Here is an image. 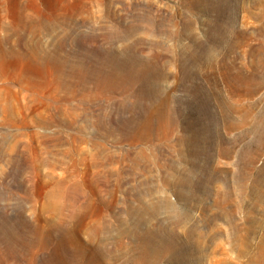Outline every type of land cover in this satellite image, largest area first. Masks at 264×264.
Instances as JSON below:
<instances>
[{
  "label": "rangeland",
  "instance_id": "1",
  "mask_svg": "<svg viewBox=\"0 0 264 264\" xmlns=\"http://www.w3.org/2000/svg\"><path fill=\"white\" fill-rule=\"evenodd\" d=\"M49 23L0 57V264H264V0H0Z\"/></svg>",
  "mask_w": 264,
  "mask_h": 264
},
{
  "label": "bare ground",
  "instance_id": "2",
  "mask_svg": "<svg viewBox=\"0 0 264 264\" xmlns=\"http://www.w3.org/2000/svg\"><path fill=\"white\" fill-rule=\"evenodd\" d=\"M15 2V1H14ZM41 2V1H40ZM44 4L46 6H49L51 7L53 5V0H43ZM60 3V2H59ZM42 4V3H41ZM23 6V4L21 2H17L16 3V6L15 7H18L19 9H21ZM82 6V5H81ZM80 10V8H78ZM78 9L74 10V11H71L69 13L66 14V17L64 19L66 20H73L75 17H77V13H78ZM52 10V9H51ZM82 10H80L81 12ZM22 14V13H21ZM47 17V16H46ZM54 17H59V13H53L51 14L49 17H48V20H51L52 18ZM63 21V23H65V21ZM54 26V24L52 23H49V24H38V25H23L22 28H19V26H15V32L18 36V39L16 41H14V45H12V42L9 40V39H0V57H4L8 54H12V55H15L17 57H38L37 60L39 61H42L43 60V56H44V53L46 52L45 48H41L39 46V40L37 39H28V38H23V36L21 37L19 35L20 32H28L29 34H32V33H35V32H39L41 30H47V29H50ZM60 26V25H59ZM11 45L10 47H7V45ZM230 127V126H229ZM263 141V140H262ZM261 141V143H262ZM263 146V145H262ZM251 151V150H250ZM248 155V154H247ZM246 155V156H247ZM244 163V162H243ZM248 163V161H247ZM72 176V175H71ZM67 180H70V179H67ZM205 180V179H204ZM68 182V181H67ZM190 182V181H189ZM73 190H77V186L73 184L72 186ZM49 196L50 197H53L54 196V192H50L49 193ZM51 205L53 206V203L51 202ZM54 207V206H53ZM62 212V211H61ZM73 213V211L71 212V214ZM69 216V215H68ZM62 225V224H61ZM99 226V225H98ZM63 227V226H62ZM61 228V227H60ZM64 231H66V228L62 229ZM88 230H89V240L92 241L93 239V235L91 234L92 232V226H88ZM87 230V232H88ZM86 232V233H87ZM92 235V236H90ZM95 235V233H94ZM238 236V235H237ZM247 236V235H246ZM245 236V237H246ZM240 238V236H238ZM242 237V236H241ZM139 239V238H138ZM152 239V238H151ZM151 239H146L145 237L142 238V239H139V243H140V252L137 256V263L136 264H147L150 262V260L152 261H158V259L160 257H165L166 256V248L167 247H160V246H156L154 248V250H150V248L148 247L149 245H151L152 243H155V245H158V243L154 240H151ZM242 238H240L241 240ZM245 239V238H244ZM237 240H239L237 238ZM165 241V240H164ZM244 241V240H243ZM229 242V241H228ZM138 243V244H139ZM230 243V242H229ZM136 244V243H135ZM165 244V243H164ZM168 244V243H167ZM169 245V244H168ZM190 245V244H189ZM231 246V244L229 245ZM81 248V247H80ZM247 248V247H246ZM174 249V248H173ZM181 249V248H180ZM263 249V248H262ZM171 250V249H170ZM178 250V249H177ZM187 250V249H186ZM194 250V249H193ZM197 250V249H196ZM245 250V249H244ZM243 250V251H244ZM248 250V249H247ZM185 251V250H183ZM190 251V250H189ZM107 252V250H106ZM109 252V251H108ZM178 251L175 250H171V253L177 255L179 254V252L177 253ZM261 252V251H260ZM264 252V251H263ZM169 253V252H168ZM177 253V254H176ZM183 253V252H182ZM245 253H247L245 251ZM259 253V252H258ZM189 254V253H187ZM243 254V253H242ZM76 255L78 256L75 257L74 256H70L71 258L67 260V263H74V264H105L104 263V258L108 255V253H105L104 252V249H86V248H81L77 253ZM190 255V254H189ZM194 255V253H193ZM263 255V254H262ZM264 256V255H263ZM184 257V256H183ZM195 257V255H194ZM255 257V256H254ZM253 257V258H254ZM259 256H257L258 258ZM180 258V257H179ZM251 258V257H250ZM252 258V259H253ZM262 258V256H261ZM171 259V258H170ZM169 259V260H170ZM176 259V257H175ZM249 259V257H248ZM255 259V258H254ZM134 260H136L134 258ZM178 260V259H177ZM180 262V261H179ZM247 262H250V261H247ZM152 263V262H151ZM251 263V262H250ZM258 263V262H257ZM263 263V262H262Z\"/></svg>",
  "mask_w": 264,
  "mask_h": 264
}]
</instances>
